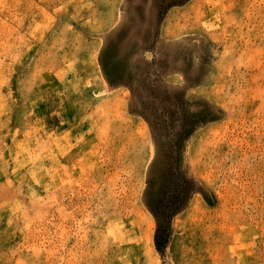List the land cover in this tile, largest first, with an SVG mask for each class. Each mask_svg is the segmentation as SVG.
I'll return each mask as SVG.
<instances>
[{"label":"rangeland","instance_id":"rangeland-1","mask_svg":"<svg viewBox=\"0 0 264 264\" xmlns=\"http://www.w3.org/2000/svg\"><path fill=\"white\" fill-rule=\"evenodd\" d=\"M0 264H264V0H0Z\"/></svg>","mask_w":264,"mask_h":264},{"label":"trees","instance_id":"trees-1","mask_svg":"<svg viewBox=\"0 0 264 264\" xmlns=\"http://www.w3.org/2000/svg\"><path fill=\"white\" fill-rule=\"evenodd\" d=\"M103 72H104V71H103ZM104 75H105L106 80L109 81V80H108L109 78H108L106 72H104ZM166 240H168V239L166 238ZM156 244H157V238H156ZM157 245H158V244H157Z\"/></svg>","mask_w":264,"mask_h":264}]
</instances>
